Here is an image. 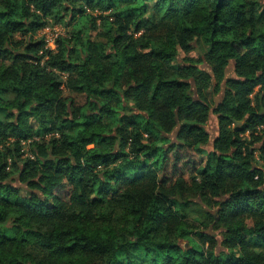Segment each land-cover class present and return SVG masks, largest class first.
Returning <instances> with one entry per match:
<instances>
[{"label": "trees", "instance_id": "trees-1", "mask_svg": "<svg viewBox=\"0 0 264 264\" xmlns=\"http://www.w3.org/2000/svg\"><path fill=\"white\" fill-rule=\"evenodd\" d=\"M2 110L0 264H264V0H0Z\"/></svg>", "mask_w": 264, "mask_h": 264}, {"label": "rangeland", "instance_id": "rangeland-1", "mask_svg": "<svg viewBox=\"0 0 264 264\" xmlns=\"http://www.w3.org/2000/svg\"><path fill=\"white\" fill-rule=\"evenodd\" d=\"M95 14L97 15L98 13H95ZM64 20H65V23L68 22V18H65ZM65 23H62V24L56 23L55 21L51 20L49 25H47L42 31L39 32L37 38L39 40H43L45 42V44L47 43V41H51V42L57 41L59 37L64 36L67 33H70L74 27V24H72L69 27V26H66ZM100 24H101V22L98 21L97 28L100 27ZM84 25L87 27V29L90 28V25L88 23H85ZM90 33L95 35L96 31L90 30ZM52 49L56 50V46L54 45L52 47ZM205 52H206V47L203 43H201L199 48L195 52L192 53V56L195 59H200L201 57H203ZM180 56H181V58L184 57V53L182 51H180ZM228 74L229 75L233 74V71L231 68L229 69ZM210 98L213 101V107H214L220 102L222 97H221V95L213 97L210 93ZM78 100L81 101L80 98ZM9 114H10L9 111H3V110L0 111V119L6 120L7 117L9 116ZM206 128H207L208 132L210 133L212 140H214L217 137L218 132H219V120H218V117L213 112L211 113V116H210L209 122L206 125ZM231 128H233V127H231ZM261 138H264V137H261ZM250 140L251 139L248 138V141H250ZM262 143H263V140L261 142H258V143L256 142L254 147L260 148ZM212 146H213V144L210 143L205 149L211 151ZM23 150L26 154L25 156L30 155V146L28 144H26L24 146ZM256 158L258 160V165L263 168L264 167V159L261 157L260 152H256ZM193 204L194 205L190 206V210L192 211L190 214V218H191L190 223L194 227L193 231L198 232L200 230H204L203 227L200 225L198 220L200 219L199 216H201L203 214V211H204L203 209H205V207L199 201H198V205H196V203H193ZM193 212H196V213H193ZM205 232H208L211 235L216 236V239L218 241V246H217L218 253L226 252V250L222 246L223 237L220 235L219 232L212 231V230H209V231L207 230ZM180 244L184 248L189 247L188 242L183 241V242H180Z\"/></svg>", "mask_w": 264, "mask_h": 264}, {"label": "built area", "instance_id": "built-area-1", "mask_svg": "<svg viewBox=\"0 0 264 264\" xmlns=\"http://www.w3.org/2000/svg\"><path fill=\"white\" fill-rule=\"evenodd\" d=\"M54 45L56 46V41H53V42L47 41V43H46V49L53 50L52 47ZM254 134H255L256 137H264V124L256 127ZM246 136L249 137L250 136V133L248 132L246 134Z\"/></svg>", "mask_w": 264, "mask_h": 264}]
</instances>
